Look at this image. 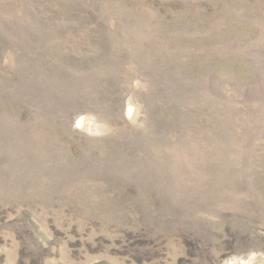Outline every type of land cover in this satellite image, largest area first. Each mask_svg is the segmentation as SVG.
<instances>
[{
    "label": "rangeland",
    "instance_id": "rangeland-1",
    "mask_svg": "<svg viewBox=\"0 0 264 264\" xmlns=\"http://www.w3.org/2000/svg\"><path fill=\"white\" fill-rule=\"evenodd\" d=\"M0 264H264V0H0Z\"/></svg>",
    "mask_w": 264,
    "mask_h": 264
}]
</instances>
